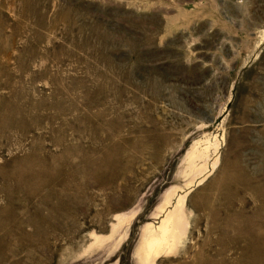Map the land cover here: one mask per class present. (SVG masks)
<instances>
[{
    "label": "rangeland",
    "instance_id": "obj_1",
    "mask_svg": "<svg viewBox=\"0 0 264 264\" xmlns=\"http://www.w3.org/2000/svg\"><path fill=\"white\" fill-rule=\"evenodd\" d=\"M0 264H264V0H0Z\"/></svg>",
    "mask_w": 264,
    "mask_h": 264
},
{
    "label": "bare ground",
    "instance_id": "obj_2",
    "mask_svg": "<svg viewBox=\"0 0 264 264\" xmlns=\"http://www.w3.org/2000/svg\"><path fill=\"white\" fill-rule=\"evenodd\" d=\"M170 216H171V214H169L168 216H167V218L166 219H164L163 221H162V225L160 226V228H161V234H162V238L163 239H165L166 238V234H168L167 232L169 231V223L170 222H168V221H170L169 220V218H170ZM172 227V226H171ZM160 230V229H159ZM159 235V234H158ZM167 238H169V237H167ZM161 241H163L162 239L161 240H159V238H155L154 240L152 239L150 242H149V248H155V247H159V245H161V244H163V243H161Z\"/></svg>",
    "mask_w": 264,
    "mask_h": 264
}]
</instances>
